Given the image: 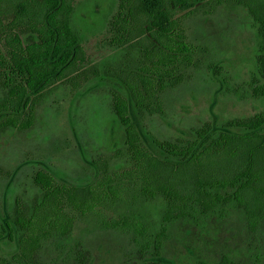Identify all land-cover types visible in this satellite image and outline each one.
I'll use <instances>...</instances> for the list:
<instances>
[{"label":"trees","instance_id":"trees-1","mask_svg":"<svg viewBox=\"0 0 264 264\" xmlns=\"http://www.w3.org/2000/svg\"><path fill=\"white\" fill-rule=\"evenodd\" d=\"M220 8L243 10L253 29V63L232 93L261 108L156 137L145 123L165 118L167 93L214 68L189 40L187 17ZM77 11L78 0H0V139L31 131L38 104L69 81L103 91L117 134L73 169L30 161L24 179L1 178L0 264H48L49 253L53 262L89 264L72 236L77 223L123 240L127 264H264V0H112L100 61L85 53ZM229 223L243 246L206 244ZM193 232L202 251L186 243ZM173 240L183 245L181 262L168 251Z\"/></svg>","mask_w":264,"mask_h":264},{"label":"rangeland","instance_id":"rangeland-1","mask_svg":"<svg viewBox=\"0 0 264 264\" xmlns=\"http://www.w3.org/2000/svg\"><path fill=\"white\" fill-rule=\"evenodd\" d=\"M111 3L112 0H78L77 23L83 48L93 61H100L108 54L96 43L104 36V22ZM186 26L189 40L206 49V61L214 68L197 71L185 85L167 93L165 118H153L145 123L156 137L184 136L190 127L203 122L217 125L252 115L261 108L257 101L240 100L232 93L243 88L253 63V29L246 13L241 9L227 12L224 8L209 16L193 12L188 15ZM226 86L230 93L225 92ZM88 90H74L70 81L55 86L38 104L37 122L31 131L15 132L0 139V183L5 175L24 179L22 172H30L26 167L30 161H50L56 168L73 169L85 162V153H104V146L117 141V134L111 135L113 119L106 111L107 98L103 91ZM181 230L180 227L175 234ZM218 230L215 242L206 244L217 249L243 246L244 236L236 224L229 223ZM194 233L190 238L186 236V243L194 251H202L203 237ZM72 236L90 252L89 264H127L124 257L127 245L123 240L117 241L86 223H77ZM168 251L177 257V262L185 254L183 245L174 240ZM46 257L48 264H64L50 261V253Z\"/></svg>","mask_w":264,"mask_h":264}]
</instances>
